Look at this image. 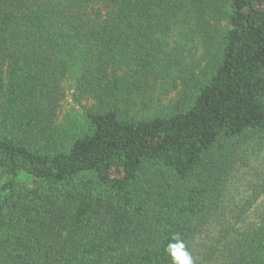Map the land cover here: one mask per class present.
<instances>
[{
    "label": "trees",
    "instance_id": "trees-1",
    "mask_svg": "<svg viewBox=\"0 0 264 264\" xmlns=\"http://www.w3.org/2000/svg\"><path fill=\"white\" fill-rule=\"evenodd\" d=\"M179 242L264 264V0H0V264Z\"/></svg>",
    "mask_w": 264,
    "mask_h": 264
},
{
    "label": "rangeland",
    "instance_id": "rangeland-1",
    "mask_svg": "<svg viewBox=\"0 0 264 264\" xmlns=\"http://www.w3.org/2000/svg\"><path fill=\"white\" fill-rule=\"evenodd\" d=\"M193 52L197 55L202 54L203 53V45L197 44L196 48H195V50H193ZM73 84H74L73 80H70V81L65 83L66 89H67V95H66V99L63 101L61 109H60L61 116H65L67 114L79 116V115H81L83 106L89 107V106H91V104H94V100L91 98H88V97L80 96V100H76L74 98V92H76V89L73 87ZM155 110H157V109H155ZM245 170H249V169H245ZM243 177L249 178V174L244 172Z\"/></svg>",
    "mask_w": 264,
    "mask_h": 264
},
{
    "label": "clouds",
    "instance_id": "clouds-1",
    "mask_svg": "<svg viewBox=\"0 0 264 264\" xmlns=\"http://www.w3.org/2000/svg\"><path fill=\"white\" fill-rule=\"evenodd\" d=\"M168 250L176 264H193L191 255L185 250L182 242L169 244Z\"/></svg>",
    "mask_w": 264,
    "mask_h": 264
}]
</instances>
